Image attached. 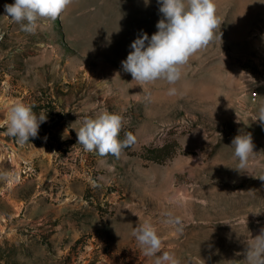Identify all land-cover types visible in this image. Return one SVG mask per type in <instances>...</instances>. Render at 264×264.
Returning <instances> with one entry per match:
<instances>
[{
  "label": "rangeland",
  "instance_id": "1",
  "mask_svg": "<svg viewBox=\"0 0 264 264\" xmlns=\"http://www.w3.org/2000/svg\"><path fill=\"white\" fill-rule=\"evenodd\" d=\"M14 2L0 0V264H154L163 251L180 264H247L264 229L262 104L250 97L264 79V0H214L221 40L217 30L174 85L143 86L121 62L141 30L157 31V0H73L31 33L5 16ZM18 101L47 115L23 145L7 132ZM102 108L124 118L121 140L136 136L119 158L77 144ZM240 134L255 154L238 170ZM145 221L163 241L153 257L132 235Z\"/></svg>",
  "mask_w": 264,
  "mask_h": 264
},
{
  "label": "clouds",
  "instance_id": "2",
  "mask_svg": "<svg viewBox=\"0 0 264 264\" xmlns=\"http://www.w3.org/2000/svg\"><path fill=\"white\" fill-rule=\"evenodd\" d=\"M73 0H15L13 4H5L4 10L11 21L21 24V29L34 32L40 22L55 21L72 4ZM159 12L162 14L156 28L157 31L149 38L146 32L131 43L132 51L122 61V67L138 82L140 86L158 79L166 80L174 85L181 78V68L189 58L216 39V31L222 24L216 15L214 0H157ZM221 40V32L219 36ZM245 75V74H244ZM247 79L255 83L250 75ZM176 89L169 88L168 94L174 95ZM7 132L21 145L29 143V138H36L41 123L46 122L47 115L43 112L37 116L32 106L22 101L14 102L7 107ZM123 117L109 112L106 108L95 116L85 118L81 127L76 130L77 144L88 152H96L100 156L108 155L119 158L126 147L136 142V136L125 133ZM253 121L264 126V105L260 106ZM239 122V120L237 121ZM234 156L239 160L238 170L250 165L254 144L251 134H240L232 140ZM264 180V176L258 177ZM166 225L176 231H182L181 217L171 212L164 213ZM132 235L146 257L156 256L163 248V241L157 229L148 221L138 224ZM247 264H264V229L254 239L247 241ZM154 264H180L174 253L163 251L156 256Z\"/></svg>",
  "mask_w": 264,
  "mask_h": 264
},
{
  "label": "built area",
  "instance_id": "3",
  "mask_svg": "<svg viewBox=\"0 0 264 264\" xmlns=\"http://www.w3.org/2000/svg\"><path fill=\"white\" fill-rule=\"evenodd\" d=\"M250 97L254 103H261L264 105V79L261 80L259 86H256L250 92Z\"/></svg>",
  "mask_w": 264,
  "mask_h": 264
}]
</instances>
